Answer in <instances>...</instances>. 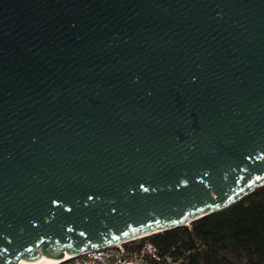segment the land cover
I'll list each match as a JSON object with an SVG mask.
<instances>
[{
	"label": "water",
	"instance_id": "95a60500",
	"mask_svg": "<svg viewBox=\"0 0 264 264\" xmlns=\"http://www.w3.org/2000/svg\"><path fill=\"white\" fill-rule=\"evenodd\" d=\"M263 185L264 0H0V264L189 225Z\"/></svg>",
	"mask_w": 264,
	"mask_h": 264
},
{
	"label": "trees",
	"instance_id": "16d2710c",
	"mask_svg": "<svg viewBox=\"0 0 264 264\" xmlns=\"http://www.w3.org/2000/svg\"><path fill=\"white\" fill-rule=\"evenodd\" d=\"M188 264H264V185L189 225L142 237Z\"/></svg>",
	"mask_w": 264,
	"mask_h": 264
},
{
	"label": "built area",
	"instance_id": "2783aa9c",
	"mask_svg": "<svg viewBox=\"0 0 264 264\" xmlns=\"http://www.w3.org/2000/svg\"><path fill=\"white\" fill-rule=\"evenodd\" d=\"M141 238L87 250L58 264H188L183 256L162 253L150 241L139 242Z\"/></svg>",
	"mask_w": 264,
	"mask_h": 264
},
{
	"label": "bare ground",
	"instance_id": "6f19581e",
	"mask_svg": "<svg viewBox=\"0 0 264 264\" xmlns=\"http://www.w3.org/2000/svg\"><path fill=\"white\" fill-rule=\"evenodd\" d=\"M67 257H69V256H67ZM66 257V258H67ZM62 260L61 259H58V260H56L55 262H53V263H51V264H58L59 262H61Z\"/></svg>",
	"mask_w": 264,
	"mask_h": 264
},
{
	"label": "snow or ice",
	"instance_id": "6c2138e0",
	"mask_svg": "<svg viewBox=\"0 0 264 264\" xmlns=\"http://www.w3.org/2000/svg\"><path fill=\"white\" fill-rule=\"evenodd\" d=\"M125 235H127V234L125 233Z\"/></svg>",
	"mask_w": 264,
	"mask_h": 264
}]
</instances>
